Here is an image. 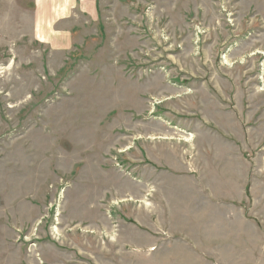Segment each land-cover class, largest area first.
<instances>
[{
    "label": "rangeland",
    "instance_id": "374dc122",
    "mask_svg": "<svg viewBox=\"0 0 264 264\" xmlns=\"http://www.w3.org/2000/svg\"><path fill=\"white\" fill-rule=\"evenodd\" d=\"M151 135L199 176L138 175ZM246 143L264 218V0H0V264H166V222L194 224L148 220L151 183L214 215ZM198 221L210 259L264 264L255 236L210 248L236 220Z\"/></svg>",
    "mask_w": 264,
    "mask_h": 264
},
{
    "label": "crops",
    "instance_id": "0c3cea01",
    "mask_svg": "<svg viewBox=\"0 0 264 264\" xmlns=\"http://www.w3.org/2000/svg\"><path fill=\"white\" fill-rule=\"evenodd\" d=\"M24 1V0H22ZM26 1H45V0H26ZM72 1V0H70ZM90 1V0H85ZM37 36L40 41H43L40 35V29L37 27ZM152 136V135H151ZM167 139V138H166ZM157 135L149 138L148 143H146V147H144L145 151L149 153L145 158L149 161L147 166L140 165L138 167L140 176H145L149 173L150 177L156 179L158 172L161 171L165 174L172 176L173 178H178L180 180L183 177H192L199 176L196 170H175L174 167L169 165L163 158L159 157V142ZM167 141V140H161ZM142 146V143H139ZM136 145V143H135ZM164 145H168L166 142ZM239 148V147H238ZM155 149V153L153 152ZM166 151L170 149L166 146L164 148ZM248 151L250 152V147L246 143V151L239 149L237 152L239 156L236 158L239 161H244L243 169H237L236 172H232L231 176H235L237 178L235 185L236 187L239 184V191L230 196H218L213 197L214 200L210 199L209 203L213 205H217L218 207L216 213H208V215L204 218H199L190 212L189 206L184 202V199L181 196L188 194L190 184H182V185H173L167 184L164 186L165 190L163 194L165 196H161L160 203H158V195L157 190L154 192L153 185L151 183L149 187V202L144 203L143 206L141 204V210L147 214L148 220H188V223L192 226V232L188 233L186 229L183 230H171L170 221L166 222L167 225V233L171 238H167L166 245L173 243L177 246L173 248H167L166 252L167 259L166 264H201L200 261H208L211 264H218L214 259H210L206 252L207 248H205V242L207 239L205 237V231L203 229V223L198 220H236L235 225V233H229L225 238H213L208 240L209 246L211 249H217L220 247L230 248V251L239 250V251H252L253 247V238L256 237V240L261 248L264 247V230L259 226V221L264 220V218H258V216L253 215V210L255 209V202H253V186L250 185L253 170L252 163L247 158ZM140 153H142L140 149ZM155 155V156H154ZM148 170V172H147ZM145 173V174H144ZM152 182V181H151ZM202 188V187H201ZM200 191L204 192V188ZM142 189V188H141ZM146 189L140 190L147 193ZM212 196V195H211ZM264 200V199H263ZM143 202V201H142ZM198 205V203H196ZM160 206L161 217L158 216V211L156 210ZM140 207V204H139ZM225 209H230L231 212H222ZM193 221V223H191ZM216 224H219L220 221H215ZM184 224V223H183ZM215 224V223H214ZM222 223L220 222L219 225ZM221 227V226H220ZM152 236V235H151ZM155 244V243H154ZM222 251V250H220ZM224 251H227L225 248ZM155 252V254H154ZM156 250L151 252L152 257L157 256ZM171 253V254H170ZM202 261V263H203ZM251 264V262H244V264ZM204 264V263H203Z\"/></svg>",
    "mask_w": 264,
    "mask_h": 264
}]
</instances>
